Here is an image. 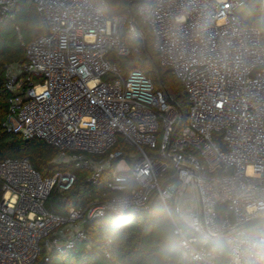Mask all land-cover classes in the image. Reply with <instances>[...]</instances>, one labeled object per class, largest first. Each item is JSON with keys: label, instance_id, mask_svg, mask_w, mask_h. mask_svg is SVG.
I'll use <instances>...</instances> for the list:
<instances>
[{"label": "built area", "instance_id": "obj_1", "mask_svg": "<svg viewBox=\"0 0 264 264\" xmlns=\"http://www.w3.org/2000/svg\"><path fill=\"white\" fill-rule=\"evenodd\" d=\"M21 1L0 0V25L14 21ZM31 1L47 33L24 45L22 67L7 70L8 133L45 141L56 149V163L88 171L92 185L108 173V191L120 161L142 171L135 212L181 174L193 178L195 210L203 215H230L264 199L263 33L237 12L248 9L247 0H195L182 52L168 36L172 15L188 0H151L158 12L151 21L138 15L143 1L137 4L160 67L171 71L190 102L177 134L179 110L165 92L140 69L123 75L107 58L139 54L122 40L124 27L145 40L135 18L127 11L108 18L105 0ZM202 10L213 27L199 45L189 30ZM75 182L68 170L42 177L27 158L0 161V264H35L42 254L47 261L86 240L103 199L64 213L46 209L51 194L63 199ZM242 193L245 200L238 199Z\"/></svg>", "mask_w": 264, "mask_h": 264}, {"label": "trees", "instance_id": "obj_2", "mask_svg": "<svg viewBox=\"0 0 264 264\" xmlns=\"http://www.w3.org/2000/svg\"><path fill=\"white\" fill-rule=\"evenodd\" d=\"M140 1L143 0H105L108 18L123 15L130 7L138 29L145 39L143 41L140 38H134L126 30L122 33V40L127 45L136 47L139 54L122 57L111 53L107 58L121 69L123 75L128 74L131 70L140 69L152 80L157 90L163 89L167 101L175 104L182 114V118L174 130L177 134L187 123L190 102L186 94L180 93V83L171 71L163 69L159 65L148 32L136 15L135 9ZM247 4L252 15L249 24L256 26L258 19L264 16L262 0H247ZM46 33L36 6L31 0H23L17 5L14 21L0 25V161L7 158H27L42 177L52 176L66 170L74 172L76 182L63 195V199L53 193L46 201L47 210L64 213L69 207H82L90 201L103 199L108 192L106 183L109 174L104 173L99 182L92 185L87 180L88 171L76 169L72 164L56 163L57 151L45 141L24 140L18 135L8 133L3 127L9 113V94L5 89L7 70L10 67H22L26 62L24 45ZM144 42L147 51H145ZM115 164L116 161L112 163V166ZM1 196L0 189V200ZM158 202L157 197L154 196L146 209L139 212L132 210L124 236L110 248L104 247L100 242L103 230V220L100 218L87 225L86 240L77 241L74 248L65 253L50 254L47 261L42 254L35 264H138L140 257L152 241L156 222L154 210Z\"/></svg>", "mask_w": 264, "mask_h": 264}, {"label": "clouds", "instance_id": "obj_3", "mask_svg": "<svg viewBox=\"0 0 264 264\" xmlns=\"http://www.w3.org/2000/svg\"><path fill=\"white\" fill-rule=\"evenodd\" d=\"M194 4L188 0L171 17L168 39L178 52L183 51L182 31ZM137 11L146 21L158 15L151 0H143ZM212 27L210 13L200 11L190 25L191 41L203 45ZM255 27L264 33V16ZM116 172L96 213L103 220L100 242L106 248L124 236L143 179L142 171L133 172L124 161L116 165ZM248 175H254L251 168ZM194 184L190 175L181 174L159 192L152 241L138 264H264V199L230 215H203L195 210ZM238 199L245 200L246 194Z\"/></svg>", "mask_w": 264, "mask_h": 264}, {"label": "rangeland", "instance_id": "obj_4", "mask_svg": "<svg viewBox=\"0 0 264 264\" xmlns=\"http://www.w3.org/2000/svg\"><path fill=\"white\" fill-rule=\"evenodd\" d=\"M262 10H263V12H264V4H262ZM238 14L246 21V22H250L251 21V19H252V15H251V13H250V11L247 9V8H245V7H241V8H239L238 9ZM127 29H126V27H124L123 28V30H122V32H125ZM261 42H262V44L264 45V33H263V36H262V38H261ZM180 83V82H179ZM180 86H181V90H180V93H182V94H185V91H184V89H183V87H182V85L180 84ZM163 90V89H162ZM169 102V101H168ZM170 103V102H169ZM188 114H189V108H188V112H187V120H188ZM187 123H185V125H186ZM184 125V126H185ZM159 141V140H158Z\"/></svg>", "mask_w": 264, "mask_h": 264}, {"label": "water", "instance_id": "obj_5", "mask_svg": "<svg viewBox=\"0 0 264 264\" xmlns=\"http://www.w3.org/2000/svg\"><path fill=\"white\" fill-rule=\"evenodd\" d=\"M127 13H128V15H129L131 18H134V13H133L132 10L130 9V7L127 9ZM40 18H41V21H42V24H43L44 29L47 31V26H46L45 23L43 22V17L40 16ZM144 43H145V42H144ZM144 48H145V51H147L146 43L144 44ZM149 57H151V56H149ZM151 59H152V57H151ZM179 118H180V119L182 118V114H181V112H179ZM220 147H221L222 149H225V146H224L222 143L220 144Z\"/></svg>", "mask_w": 264, "mask_h": 264}]
</instances>
